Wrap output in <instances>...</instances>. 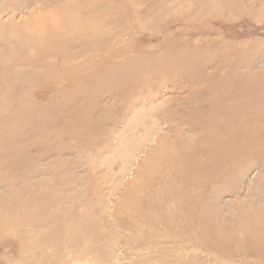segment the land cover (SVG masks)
I'll return each mask as SVG.
<instances>
[{
  "label": "rangeland",
  "instance_id": "374dc122",
  "mask_svg": "<svg viewBox=\"0 0 264 264\" xmlns=\"http://www.w3.org/2000/svg\"><path fill=\"white\" fill-rule=\"evenodd\" d=\"M153 261L264 264V0H0V264Z\"/></svg>",
  "mask_w": 264,
  "mask_h": 264
},
{
  "label": "bare ground",
  "instance_id": "6f19581e",
  "mask_svg": "<svg viewBox=\"0 0 264 264\" xmlns=\"http://www.w3.org/2000/svg\"><path fill=\"white\" fill-rule=\"evenodd\" d=\"M157 261V260H156ZM152 264H156V262L155 261H153V262H151ZM135 264H141V263H135ZM158 264H160V263H158Z\"/></svg>",
  "mask_w": 264,
  "mask_h": 264
}]
</instances>
